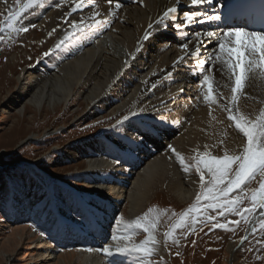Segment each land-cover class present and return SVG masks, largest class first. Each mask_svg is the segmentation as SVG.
<instances>
[{"label": "bare ground", "instance_id": "obj_1", "mask_svg": "<svg viewBox=\"0 0 264 264\" xmlns=\"http://www.w3.org/2000/svg\"><path fill=\"white\" fill-rule=\"evenodd\" d=\"M13 1L0 0V5ZM57 1L53 2L59 3ZM119 2L122 8L112 16L108 15L106 0H98L101 19H107L109 25L95 34L89 29H85L83 34L76 33L52 56L49 55L38 65L23 69L17 77L19 90L0 106V111L14 110L22 118L23 112L26 115L32 107L36 112L60 110L70 108L79 99L75 113L81 115V119L104 114L117 117L112 126L97 135L72 142L66 149L57 148L61 151L60 159L63 162L83 160V165L77 164L74 169V172L82 171L76 180L95 192L84 196L72 208L76 215L82 217L79 224H58L56 216H38V224L48 232L49 237L38 238L35 242L32 256L36 257V261L45 260L44 263L53 264L58 260L60 264H69L68 257L73 252L65 253L61 258L56 254V249L63 245L86 249L87 255L78 253L75 264H109L110 261L113 264H132L130 257H109L104 260L105 255L97 251L105 244L114 246L116 243L111 240V235L123 208L129 211L127 214L133 219L164 188L181 202L193 200L199 190L197 175L193 171L184 173L167 146L173 145L184 155L186 151L193 153L197 148L204 151L207 144L209 150L217 154L218 149L211 146L223 138L229 149L239 150L242 137L229 126L227 115L216 111L215 105L213 114L223 119L224 124L209 123L208 107L198 87L202 76L201 69L196 65V57L189 56L173 67L177 57L183 55L180 44L187 42L189 51H194L197 41L193 34L205 30L197 24L189 25L182 28V31L189 33L185 38L171 20L167 22L169 26L166 30L156 27L155 21L167 8L176 4V0ZM65 5L68 13L72 7L71 0H67ZM92 10L88 6L83 11L78 10L67 18H61L60 13H53L47 8L42 28L57 36L59 42L71 31L72 20L79 21ZM183 12H177L180 19ZM150 22L154 30L148 29ZM146 30L152 31L154 37L143 41ZM204 44L208 49L201 48V59H205L206 51L210 52L214 47L206 38ZM138 45L142 47L136 52ZM132 53H135L134 58ZM125 61H128L127 66ZM207 67L205 65V69ZM169 73H172L171 77ZM205 74L213 77L218 101L228 103L232 81L226 69L217 62L211 72L206 71ZM153 84L157 86L153 88ZM181 88L182 93L179 92ZM177 96L173 103L172 97ZM238 104L249 115L258 114L264 107V80L256 73L249 74ZM141 108L145 110L139 111ZM130 110L137 114L118 125L117 120L128 115ZM225 131L228 134L226 137L222 136ZM117 160L119 163H116ZM31 194V200L36 201L40 193L31 191L28 196ZM13 202L0 203L5 217L11 221L28 218L23 205L18 206L15 200ZM259 211L250 222L249 233L262 218ZM89 248L93 251H88Z\"/></svg>", "mask_w": 264, "mask_h": 264}, {"label": "rangeland", "instance_id": "obj_2", "mask_svg": "<svg viewBox=\"0 0 264 264\" xmlns=\"http://www.w3.org/2000/svg\"><path fill=\"white\" fill-rule=\"evenodd\" d=\"M53 1L55 0H44V7L34 5L21 12L18 23L20 26L28 27L27 32L12 34L10 40L7 38V32H0V35L5 36V40L0 41V106L19 90L17 77L23 69L38 65L49 55L52 56L56 50L58 37L53 34L48 35V31L42 28V19L47 8L53 10V13H60L61 18H67L65 14L68 9L65 5L67 0L65 2L58 0L59 3ZM25 3L27 0H21V5ZM56 4L61 5L60 8L56 7ZM5 5H0V25L8 12L20 11L16 0ZM49 49L54 51L44 56ZM79 102L78 99L70 105V108L48 109L42 112H36L31 106L26 115L23 112L22 118L14 110L0 111V203L6 201L12 204L15 200L18 206L23 205L29 216L11 221L0 210V264H48L44 263L45 260L36 261V257L32 256L35 253L33 246L37 239L49 237L48 232L38 224L37 218L40 214L58 217L56 220L58 224L64 222L76 225L82 221V217L76 215L72 208L79 204L84 196L95 191L88 190L76 180L82 171L74 172V169L77 164L83 165V160H79V163L63 162L60 159L62 156L60 149H66L65 147L72 142L97 135L112 126L117 117L104 114L81 119V115L76 114ZM98 121L100 123H97ZM191 155L192 152L186 151L184 154L186 162ZM192 171L195 173L194 170ZM196 175L199 179L198 174ZM259 180L260 177L257 176L247 188L258 187ZM31 191L40 193L36 201L31 200L32 194L28 196ZM240 194L239 190H236L230 194V198ZM152 201L135 218L141 216L150 207L160 212L168 210L161 215L154 233L160 243L154 246L156 251L150 257L153 264L157 262L158 264H264V229L259 227L260 220L254 227L255 231L251 233L248 231L255 214L249 217L248 222L233 213H226L225 217L217 216L216 222L220 223L240 220L239 225L230 224L229 229L212 228L211 223H200L203 219L201 214L197 216L195 232L185 236L188 232L187 227L177 228L173 235L179 240V244L174 243L170 238L165 245L164 233L194 199L181 202L164 188ZM242 206H249V202L245 200ZM128 212L124 207L121 215L125 221L134 220L135 218H129ZM173 212L177 215L173 216ZM208 214L216 215V211L209 210ZM41 232L44 233L43 236ZM146 235L142 230H138L134 241L139 243L146 238ZM242 237L246 239L242 241ZM232 249L234 253H231ZM56 252L60 258L65 253L73 252L68 257L69 264L77 262L78 253L81 255L84 252L82 255H87L86 249L74 246L62 245L56 249ZM106 258L109 259L106 256L103 259ZM131 259L129 262L133 261L132 264H136L134 258ZM54 263L60 264L58 260Z\"/></svg>", "mask_w": 264, "mask_h": 264}, {"label": "snow or ice", "instance_id": "obj_3", "mask_svg": "<svg viewBox=\"0 0 264 264\" xmlns=\"http://www.w3.org/2000/svg\"><path fill=\"white\" fill-rule=\"evenodd\" d=\"M108 4V15L115 16L116 10L122 8L119 0H106ZM142 3V0H140ZM222 6V0H219ZM181 0H176V4L167 8L163 14L155 21L157 28H168V21L171 20L175 29L185 38L189 36L187 31H182L189 25L204 23H215L217 30H205L203 32H195L194 39L197 41L194 51H189V43H181L180 49L183 55L177 57L173 62L175 68L179 63L184 62L187 57H196V65L201 69L200 75L202 79L198 82V87L202 93V99L208 107L209 123L215 122L217 125H223L224 120L213 114V105L216 111L227 115L229 126L233 127L236 133L242 137L239 150L229 149L225 143V139L221 138L212 148L218 149L217 154H213L209 150V145H204V151L199 148L193 150V155L187 158L180 153L173 145L167 147L175 155V159L179 162L184 173L194 170L199 177V190L195 194L194 201L179 215L164 233V243L167 244L168 239L179 244V240L174 238V232L177 228L187 227L188 233L196 231L198 223L197 216L203 215L200 223H211L212 228L229 229V225H239L240 220H230L227 223L216 222L217 216L225 217L226 213H233L245 222L249 221V217L259 209V216L264 217V107L258 114L249 115L243 112L238 101L243 94L245 82L249 74L256 73L264 80V29L250 30L246 26H226L225 29L219 28V21L222 16L216 8L214 0H190V5H207L209 8L205 11H184L182 19L177 16L178 8ZM16 4L20 6V11H10L4 17V22L0 25V32H7L8 39L12 38V34L18 35L27 32L28 27L20 26L18 21L21 12L37 5L44 7V0H27V3L21 5V0H16ZM72 7L66 16L78 10L83 11L86 7L91 6L93 9L87 16H82L79 21L72 20L70 22L71 31H69L63 39H61L55 48L58 49L65 44L69 37H73L76 33L83 34L85 29L92 30L93 34L99 32L103 27L109 25L107 19H101L102 13L99 8L98 0H71ZM114 4V7H113ZM60 5L58 4L57 7ZM35 27V25H31ZM149 30H154L153 23L148 24ZM55 31V29H53ZM152 31L146 30L142 37L143 41H148L152 36ZM49 36L52 32L48 33ZM79 37H77L78 39ZM209 44L214 45L212 51H206V58L201 59V48H205L204 39ZM5 36L0 35V41H4ZM142 45H138L136 52L141 50ZM54 49H49L44 53L48 56ZM133 58L135 53H132ZM220 63L222 68L226 69L229 79L232 81L231 96L228 103H220L217 95L214 93L213 77L205 74L211 72L212 68ZM128 65V61H125ZM207 65V69H205ZM172 73L168 76L171 77ZM157 85L153 84L155 88ZM183 92V89H179ZM200 98L199 96L197 97ZM178 99L172 97L173 103ZM161 103H164L161 101ZM141 108L139 111L143 112ZM136 112L129 111L128 115L117 120V124L129 119L130 116L136 115ZM165 119V117H161ZM97 123H100L99 121ZM227 132H223L222 136L226 137ZM222 151V154L220 152ZM116 163H119L117 160ZM257 176L260 177L258 187L247 188V185L255 181ZM206 177L208 179L206 180ZM239 190L240 195L231 196L234 191ZM245 200L249 202V206L243 207ZM209 210H215L216 215H209ZM167 209L163 212L154 208H148L141 216L134 220L125 221L123 215L117 219L116 228L111 235V240L116 242L113 245L105 244L102 248L97 249L106 257H131L134 258L136 264H153L150 257L155 253L154 247L160 241L155 236V230L160 222L161 215L167 213ZM173 216L177 214L172 213ZM259 227L264 229V219H260ZM138 230L146 233V238L137 243L134 236ZM256 229L253 228L252 231ZM116 232L120 234L117 235ZM44 235L43 232L40 233ZM246 237H242L243 241ZM195 243V241H193ZM88 251H93L89 248ZM179 255V253H177ZM109 264H113L112 261ZM158 264V262H157Z\"/></svg>", "mask_w": 264, "mask_h": 264}]
</instances>
